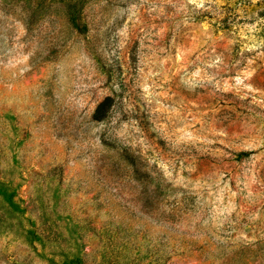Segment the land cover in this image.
Here are the masks:
<instances>
[{"label": "rangeland", "instance_id": "374dc122", "mask_svg": "<svg viewBox=\"0 0 264 264\" xmlns=\"http://www.w3.org/2000/svg\"><path fill=\"white\" fill-rule=\"evenodd\" d=\"M258 2L0 0V264H264Z\"/></svg>", "mask_w": 264, "mask_h": 264}, {"label": "trees", "instance_id": "16d2710c", "mask_svg": "<svg viewBox=\"0 0 264 264\" xmlns=\"http://www.w3.org/2000/svg\"><path fill=\"white\" fill-rule=\"evenodd\" d=\"M259 5V8L257 9V13L259 16H263L264 15V7L261 3H256L255 5L258 6ZM242 5V3H241ZM254 5L251 3V4H246L245 6V3L243 2V5L242 7L245 8L247 10V8H249V10H251ZM237 6H234V7H229L227 6L226 7V13H227V17L224 16L223 18L219 19V20H216L213 24L215 25V27L217 28V30L219 29H225V28H228L230 26V22L228 21V18H229V15L232 14L233 12H235L237 10ZM110 101H111V98L109 96L103 98L96 106L95 108V111L93 113V119L94 120H102L103 118H105L106 116V113L110 107Z\"/></svg>", "mask_w": 264, "mask_h": 264}]
</instances>
